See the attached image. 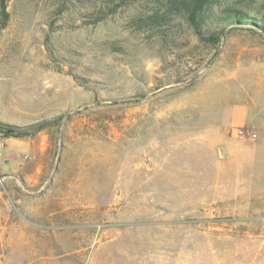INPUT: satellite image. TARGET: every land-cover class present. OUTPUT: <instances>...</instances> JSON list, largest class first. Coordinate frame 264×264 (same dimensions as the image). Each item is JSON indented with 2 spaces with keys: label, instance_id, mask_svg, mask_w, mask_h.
I'll return each instance as SVG.
<instances>
[{
  "label": "rangeland",
  "instance_id": "1",
  "mask_svg": "<svg viewBox=\"0 0 264 264\" xmlns=\"http://www.w3.org/2000/svg\"><path fill=\"white\" fill-rule=\"evenodd\" d=\"M196 18L0 0V264H264V0Z\"/></svg>",
  "mask_w": 264,
  "mask_h": 264
},
{
  "label": "trees",
  "instance_id": "2",
  "mask_svg": "<svg viewBox=\"0 0 264 264\" xmlns=\"http://www.w3.org/2000/svg\"><path fill=\"white\" fill-rule=\"evenodd\" d=\"M210 0H174V2L180 4V6L184 7L188 13H189V19L191 20L192 24L195 26L196 31L200 33V24L198 23V20L196 18L197 14L201 11V9L205 6L206 3H208ZM2 3V10L1 13L5 17L4 24L6 22L7 14L5 12L4 4ZM158 16V13H155L151 16L152 19H156ZM226 18H229L231 23L234 24H241L247 22L249 19L242 16L240 12L236 11L234 12L233 16H227ZM20 127L13 126V125H6L3 123H0V130L4 132V135L6 136H22L23 133H20L19 130Z\"/></svg>",
  "mask_w": 264,
  "mask_h": 264
},
{
  "label": "built area",
  "instance_id": "3",
  "mask_svg": "<svg viewBox=\"0 0 264 264\" xmlns=\"http://www.w3.org/2000/svg\"><path fill=\"white\" fill-rule=\"evenodd\" d=\"M238 133L241 134V135H244V133H243L242 130H238ZM249 137H250L251 139H254V138L256 137V135L253 134V133H251V134L249 135Z\"/></svg>",
  "mask_w": 264,
  "mask_h": 264
},
{
  "label": "crops",
  "instance_id": "4",
  "mask_svg": "<svg viewBox=\"0 0 264 264\" xmlns=\"http://www.w3.org/2000/svg\"><path fill=\"white\" fill-rule=\"evenodd\" d=\"M2 217H3V206L0 202V222H1Z\"/></svg>",
  "mask_w": 264,
  "mask_h": 264
}]
</instances>
